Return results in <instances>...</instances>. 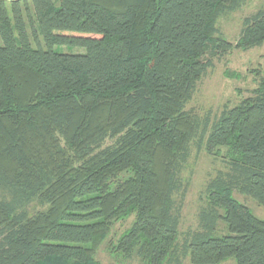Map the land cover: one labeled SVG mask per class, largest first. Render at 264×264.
<instances>
[{
  "label": "trees",
  "instance_id": "trees-1",
  "mask_svg": "<svg viewBox=\"0 0 264 264\" xmlns=\"http://www.w3.org/2000/svg\"><path fill=\"white\" fill-rule=\"evenodd\" d=\"M243 2L0 0V264H98L131 215L123 258L264 264V220L233 196L264 207V78L213 119L186 109L214 57L264 43V8L220 35ZM192 144L223 169L179 242Z\"/></svg>",
  "mask_w": 264,
  "mask_h": 264
},
{
  "label": "rangeland",
  "instance_id": "rangeland-1",
  "mask_svg": "<svg viewBox=\"0 0 264 264\" xmlns=\"http://www.w3.org/2000/svg\"><path fill=\"white\" fill-rule=\"evenodd\" d=\"M264 8V0H244L239 9L222 14L217 19L220 35L234 45L242 29L244 17ZM58 50L66 53L83 52L82 48L57 46ZM264 78V43L259 47L242 50L234 47L220 58H213V66L198 80L195 91L186 104V109L192 110L200 118L209 116L213 119L225 108H231ZM218 169H223L219 157H214L203 147L197 149L192 144L189 159L184 166L181 177L187 182V188L182 200L179 224V242L188 230L197 228V212L204 203V187L208 178ZM233 196L245 204L257 218L264 220V207L254 199L234 191ZM180 198L177 196V201ZM31 204L30 212L39 209ZM34 207V208H33ZM133 221V215L124 220L114 221L110 232L94 254L98 264H146L145 260L133 256L129 259L115 249L121 233L128 229ZM217 235L228 232L226 225L219 220L216 226ZM183 264H190L186 258ZM221 264H235L234 259H227Z\"/></svg>",
  "mask_w": 264,
  "mask_h": 264
}]
</instances>
